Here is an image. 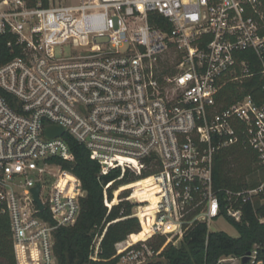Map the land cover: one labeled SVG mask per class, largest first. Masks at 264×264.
<instances>
[{
  "label": "built area",
  "instance_id": "built-area-1",
  "mask_svg": "<svg viewBox=\"0 0 264 264\" xmlns=\"http://www.w3.org/2000/svg\"><path fill=\"white\" fill-rule=\"evenodd\" d=\"M0 60V215L18 264H58L55 234L81 215L87 191L65 169L76 162L68 138L100 176L159 169L164 236L183 238L196 222L214 232L218 219L241 223L247 203L257 212L256 198L264 205V180L225 190L227 215L214 189L222 149L244 145L264 170V0H0ZM256 77L259 91L243 94ZM51 126L63 134L49 137ZM133 248L119 264L156 253ZM262 249L249 264H264Z\"/></svg>",
  "mask_w": 264,
  "mask_h": 264
},
{
  "label": "trees",
  "instance_id": "trees-1",
  "mask_svg": "<svg viewBox=\"0 0 264 264\" xmlns=\"http://www.w3.org/2000/svg\"><path fill=\"white\" fill-rule=\"evenodd\" d=\"M29 5L36 6L39 1L26 0ZM152 24L159 26L164 23L163 18L151 15ZM3 62L0 60V63ZM250 83V84H249ZM262 85L260 77L243 85V94L258 92ZM256 89L253 91L251 87ZM227 103H232L238 96V87L229 85L224 89ZM71 149L76 157L73 165H66L65 169L71 171L82 182L87 196L82 201L81 215L74 226L63 227L55 234V255L58 264H119L121 255L118 254L117 245L130 239L129 243L150 240V247L159 252L167 242L164 235L153 232L152 224L157 221L160 197L154 196L149 200L144 195L141 202H148L138 217L133 216L134 205L127 200L129 192L120 195V202L111 208L106 205L104 187L113 182L107 190V200L112 202L114 192L119 188L124 191L128 188L153 184L159 191L158 177L152 176L159 170L148 171L143 175L127 172L121 180L119 171L109 175L100 176V165L92 160L85 146L76 140L68 138ZM258 169L256 153L244 145H235L218 151L214 159V189L222 202L223 214L225 190L240 191L254 187L247 179ZM116 180V181H115ZM119 191L117 193H119ZM136 194H140L136 192ZM156 207L155 212L154 208ZM196 214V213H195ZM229 222L238 231L233 237L223 231L210 232L206 224L194 223L186 229L181 243L178 246L168 244L162 252L166 262H152L149 264H223L226 257L242 258L251 252L255 245L264 246V205L257 209L250 203L243 206L242 222L236 223L227 217ZM141 220V221H140ZM175 228L169 226L166 233L173 232ZM148 230V234H147ZM100 240L96 252V241ZM259 260L264 261V249L259 251ZM0 264H18L14 250L10 222L8 216L0 215Z\"/></svg>",
  "mask_w": 264,
  "mask_h": 264
},
{
  "label": "rangeland",
  "instance_id": "rangeland-1",
  "mask_svg": "<svg viewBox=\"0 0 264 264\" xmlns=\"http://www.w3.org/2000/svg\"><path fill=\"white\" fill-rule=\"evenodd\" d=\"M152 171H154V170H152ZM263 180H264V170L263 169L261 171H259L257 169L253 173V175L249 176L248 179H247L249 184L255 183L254 187L260 185V183ZM119 190H121V189L119 188L118 190H116L114 192V199H113L112 202H109L108 200H106L107 201L106 205L110 204V205L113 206L114 204L119 203L120 202V195L123 194L125 191H128L129 192V197L127 198V200L131 201V203L134 205L133 216L137 217V218H139L138 215L141 214V211L144 208V206H147L149 204L148 202H141L142 199H143V196L144 195L148 196L149 200L154 198V196H159V191L155 188V186L153 184H144V185H141V186L128 188L127 190H124V191L123 190L119 191ZM155 190H157L156 193L153 192ZM118 191H119V193H117ZM136 192H138L140 194H136ZM262 204H263V202H262V200L260 198H256L255 199L254 205H255L256 208L261 207ZM155 210H156V207L154 208L153 212H155ZM174 218H176V217H174ZM157 219L158 220L155 221L152 224L153 232L148 234V230H147V234L148 235H151L152 233L163 235L162 231L159 230V225H160V223H159V212H157ZM172 225H174V224H172ZM211 230L214 231V232L215 231H223V232H226V233H228L229 235H231L233 237H237L238 236V231L236 230V228L231 223H229V222H227V221H225L223 219L216 220L214 222V224L212 225ZM178 231L179 230H177V232ZM177 232L171 233V234H165V236L168 237L167 238L168 244H172L174 246H178L181 243L182 238H180V235L176 234ZM129 241H130V239L128 238L126 241L118 244L117 245V251H122L124 249H127V247H129L131 249L133 247H134L133 249H135V247H137L136 249H142L144 245H147L148 247H150V245H149L150 240L142 241V242H139L138 244H133V245H130V243L128 244ZM99 242H100V240L97 239V241H96V252L98 251V248H99ZM168 244H167V246H168ZM162 252H163V250H162ZM162 252H161L160 255H159V252H156L152 257L149 256L148 259L142 264H149V263H152V262H163V263H165L166 260L163 257ZM224 259L226 261L222 262L223 264H240V262L238 261V258L226 257ZM121 264H123V263H121Z\"/></svg>",
  "mask_w": 264,
  "mask_h": 264
},
{
  "label": "water",
  "instance_id": "water-1",
  "mask_svg": "<svg viewBox=\"0 0 264 264\" xmlns=\"http://www.w3.org/2000/svg\"><path fill=\"white\" fill-rule=\"evenodd\" d=\"M64 132V130L60 127H55V126H51L48 128L47 130V134L49 137H53V136H56V135H62ZM39 191H40V187H36L34 190H33V193H34V197L36 199L37 202H39ZM249 261H250V258H249V254L243 258L242 260V263L241 264H249Z\"/></svg>",
  "mask_w": 264,
  "mask_h": 264
},
{
  "label": "bare ground",
  "instance_id": "bare-ground-1",
  "mask_svg": "<svg viewBox=\"0 0 264 264\" xmlns=\"http://www.w3.org/2000/svg\"><path fill=\"white\" fill-rule=\"evenodd\" d=\"M153 192H154V193H156V192H157V190H155V191H153ZM172 226H173V227H172ZM171 227H172V228H175V226H174V225H171ZM133 244H136V243H132V242L130 243V245H133Z\"/></svg>",
  "mask_w": 264,
  "mask_h": 264
}]
</instances>
